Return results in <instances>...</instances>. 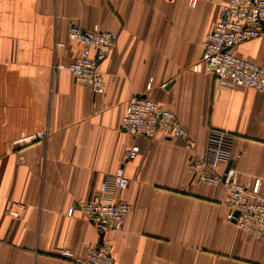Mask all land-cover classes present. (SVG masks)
I'll return each mask as SVG.
<instances>
[{
  "label": "crops",
  "instance_id": "0c3cea01",
  "mask_svg": "<svg viewBox=\"0 0 264 264\" xmlns=\"http://www.w3.org/2000/svg\"><path fill=\"white\" fill-rule=\"evenodd\" d=\"M226 1L0 0V264H75L101 238L113 264H264V241L227 222L222 188L189 167L210 130L229 133L238 182L264 198V91L218 88L193 70ZM96 25L118 35L102 93L68 70L81 50L68 29ZM234 52L264 68V34ZM137 95L175 113L194 147L161 130L124 133ZM130 147L117 198L131 209L123 229L100 234L80 205Z\"/></svg>",
  "mask_w": 264,
  "mask_h": 264
},
{
  "label": "built area",
  "instance_id": "2783aa9c",
  "mask_svg": "<svg viewBox=\"0 0 264 264\" xmlns=\"http://www.w3.org/2000/svg\"><path fill=\"white\" fill-rule=\"evenodd\" d=\"M264 34V0H227L219 7L218 18L211 31L202 40L201 57L193 70L211 77L218 88L245 87L264 91V68L238 56L234 48ZM68 38L81 45L78 57L68 70L75 83L102 93L106 86L100 65L115 46L118 35L100 29L71 26ZM150 87V84L147 86ZM121 129L133 137L151 138L159 130L185 139L189 147L194 143L172 111L164 109L146 96H134L121 119ZM44 133H41L43 136ZM233 135L210 130L206 139V151L194 153L189 167L194 178L205 184L220 186L226 197V220L238 230L264 241V198L245 188L237 180V170L229 165L228 152ZM137 156V149L127 148L123 163L99 186L96 195L80 205L82 218L100 234L124 227L125 217L131 206L119 201L117 196L128 187L124 165ZM224 163L225 168L218 170ZM8 214L14 219L20 215L13 209ZM113 246L107 239L87 246L75 264H113ZM68 257V252H62Z\"/></svg>",
  "mask_w": 264,
  "mask_h": 264
}]
</instances>
